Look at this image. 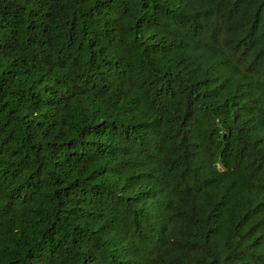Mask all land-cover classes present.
<instances>
[{"label":"trees","instance_id":"16d2710c","mask_svg":"<svg viewBox=\"0 0 264 264\" xmlns=\"http://www.w3.org/2000/svg\"><path fill=\"white\" fill-rule=\"evenodd\" d=\"M0 264H264V0H0Z\"/></svg>","mask_w":264,"mask_h":264}]
</instances>
